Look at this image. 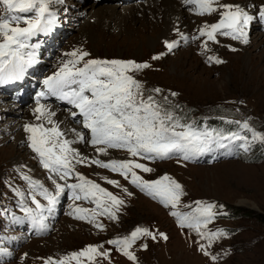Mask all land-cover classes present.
Instances as JSON below:
<instances>
[{"label":"rangeland","instance_id":"1","mask_svg":"<svg viewBox=\"0 0 264 264\" xmlns=\"http://www.w3.org/2000/svg\"><path fill=\"white\" fill-rule=\"evenodd\" d=\"M153 2L143 1L140 4H144V7L159 6L161 0ZM221 2L236 4L232 0ZM89 4H93L95 9L110 5L99 0H62L53 6L54 9L57 7L61 18L69 26L60 49L87 51L90 55L86 60L146 62L151 65L150 68L129 73L143 85L145 98L153 95L163 102V98L167 97L171 102L169 107L182 105L180 109L189 111L192 118L204 116L213 119L212 112L215 110L229 113L238 125L237 133L247 136L250 142L252 133L242 128L244 122L256 132L264 133V27L256 19L258 12L251 13L254 27L250 28L251 34H248L257 37H251L246 45L219 34L218 42L201 37L200 27L218 22V13L195 16L181 0H174V4L177 9L184 7L188 10L186 21L180 26L179 23H169V38L158 37L155 26L159 28L162 25L161 16L145 20L137 15V22L118 23L121 29L117 25V28L110 25L102 28L93 18L94 22H89ZM90 28L93 30L92 40L86 35ZM165 41H176V47L169 51ZM153 56H160V59L153 60ZM211 56L218 57L223 63L209 60ZM156 88L162 91L154 93L152 90ZM171 93L176 95L172 96ZM69 121L81 129L72 119ZM3 125L4 121L0 120V229L5 230L10 219L7 213L12 214L16 210L9 186L25 188L19 172L40 181L44 180L45 174L27 149L21 146L17 148L14 138L8 139V130ZM233 146L232 150L216 148L189 160L171 157L149 165L153 171L145 173L147 179L157 180L167 175L182 185L184 195L176 209L171 205L164 206L159 198L152 195L149 198L138 193L126 181L113 175L110 169H101L90 161L86 162L85 166L80 167V172L124 200L117 212L118 218L112 220L107 215L96 216V223L103 225L101 229L87 220L61 215L46 235L37 237H27L25 231L16 234L9 230V236L17 235L18 246L11 249L6 242L1 243L0 249L4 252L9 250L10 256L0 264H44L49 257L54 261L59 260L88 245L102 246V251L109 252L108 257H97L92 264H264V225L260 221V216L264 217V144L251 142L249 150L242 153L238 143ZM90 148L86 151L88 154L99 155L98 158L103 160L119 154L109 150L111 155L102 156ZM118 158L132 157L123 152ZM104 177L119 181V186L107 183ZM124 188L132 194L128 195ZM197 201L214 205L213 211L216 213L206 227H201V232L220 230L226 233L211 244L194 229L181 226L178 218L171 214L179 211L181 214L198 216ZM136 227L149 229L157 234V238L140 237L129 249L136 260H130L116 245L107 241L129 236ZM159 233H163L167 239H163ZM144 244H147V248L142 247ZM201 244L210 255L204 254ZM212 256L217 259L213 260ZM81 259L83 264H90L86 257ZM70 264L76 262L71 261Z\"/></svg>","mask_w":264,"mask_h":264},{"label":"snow or ice","instance_id":"2","mask_svg":"<svg viewBox=\"0 0 264 264\" xmlns=\"http://www.w3.org/2000/svg\"><path fill=\"white\" fill-rule=\"evenodd\" d=\"M62 0H0V85L20 80L27 68L36 63L34 51L25 52L29 48V40L38 33H49L57 23V13L53 6ZM187 5H194L197 14L218 13L219 20L216 23L205 24L199 29L201 37H207V41H217V35L230 36L233 40L248 43L246 31L253 16L243 6L236 3H224L221 0H184ZM32 14V15H21ZM258 15L264 21V6L258 9ZM25 26H21V24ZM197 37H193L196 39ZM207 41L205 47H207ZM167 49L171 51L177 42L165 41ZM235 50V49H233ZM69 59L61 61L58 70L44 79L46 92H40V96H54L69 105H73L77 111H69L70 117L76 118L75 123L81 124L78 131L75 127L61 128V122L53 119L56 112L47 104L37 103L33 109L36 123L23 125L28 133V147L36 154L39 163L49 172L48 179L54 185V192H50L43 184L34 180L27 173H22V178L28 182L31 201L35 208L29 207L24 202L25 193L16 189L20 197L19 206L25 213L24 217L15 216L12 220L21 223L28 219L37 232L43 231L47 225L44 209L51 212L59 198L66 190L71 193L73 206L71 215L76 219L87 220L95 223L97 228L103 225L96 223V216L107 215L116 220L117 212L124 200L113 195L106 188L93 180H89L82 173L76 171V164H84L87 156L81 155L74 143L91 145L95 152L107 154L110 149H123L135 158L144 159H170L175 154H181L184 160L212 152L216 148H225L228 145L224 141H244L239 147L245 151L251 147V142L259 141L264 144V133L256 132L249 127L247 122L242 124L243 129L252 133L251 142L247 136L239 133L224 135L217 130L197 129L192 124H181L172 107H164V103L171 104L167 97L163 102L156 100L153 95L145 98L143 85L130 71L135 72L150 68L151 65L137 63L133 60H101L85 59L90 54L81 49H75L66 54ZM164 55V53H161ZM153 60L160 56H153ZM209 60L215 63H223L218 57L211 56ZM160 93L159 88L152 90ZM175 96L176 93H171ZM82 117V119H80ZM180 129V130H177ZM84 130H88L85 132ZM68 133H73L75 139H67ZM100 168L110 169L120 173L125 179L131 176L130 183L147 192L154 198H159L165 206L171 205L176 209L180 198L184 195L183 187L176 180L165 175L158 180L147 181L138 175L135 169L151 172L153 169L136 159L109 160L104 162L99 158L90 161ZM75 176L76 182L68 183L70 177ZM107 183L119 186V181L108 179ZM59 181H64L60 183ZM128 192L127 188L123 189ZM37 194L47 201L42 204L37 199ZM128 192V195H131ZM90 200L96 208L87 209L75 204V201ZM196 212L181 214L173 211L171 214L178 218L181 226L194 229L202 238H207L209 244L215 239L226 235L223 231L201 232V227L216 215L214 205L197 201ZM163 239H167L163 233H159ZM140 237L157 238V234L147 228L136 227L129 236L107 241L116 245L130 260H136L135 254L129 249ZM147 248V244L142 245ZM205 255L210 253L203 244L200 245ZM102 246L88 245L79 252H72L59 260L49 257L44 264H83L81 258L86 257L92 264L97 257H108V250H101ZM27 255V254H25ZM216 260V256L211 257Z\"/></svg>","mask_w":264,"mask_h":264},{"label":"bare ground","instance_id":"3","mask_svg":"<svg viewBox=\"0 0 264 264\" xmlns=\"http://www.w3.org/2000/svg\"><path fill=\"white\" fill-rule=\"evenodd\" d=\"M148 1H150V0H144V3H147ZM155 1L156 0H154L153 3H155ZM221 1H223V0H221ZM232 1L233 2L235 1V3H238L241 6H243L245 8V10L250 15L252 12H258V9L261 6H264V0H232ZM259 1H262V3ZM141 2H143V1H141ZM141 2H133L131 4L128 3L127 5L122 4V3H120V4L111 3L110 5H107V7H99L98 9H95V6L93 4H89L87 7V10H88L87 16H88V19L91 20L89 22H92L93 20H95V22H97V24L102 28L105 25H110V26L114 27L118 23H121V22H128V21L129 22H137L138 21L137 15H140V17H143L145 20L148 17L155 18L157 16H161L162 25H160V26L158 25L160 29L157 28V26H155V28L157 29L159 38H169L168 37L169 23H172V25L179 23L178 24L179 26L185 24L186 15L188 13V10L184 7H180L177 9L175 4H174V0H161V3L159 6L152 5L149 7H144V4H142V5L140 4ZM136 3H138L140 5H137ZM123 5L127 6V7H123ZM161 7L163 8V10ZM107 9H108V13H106ZM94 15H95V17H94ZM216 17L219 18V15H217ZM91 18H93V20ZM94 18H96V19H94ZM122 25H124V24L122 23ZM249 25L251 27L252 26L254 27V18L252 21H250ZM117 26L119 27V25H117ZM117 26H116V28H117ZM170 26H171V24H170ZM202 26H203V24H202ZM248 27L246 28V31L248 34H251V32H250L251 27L250 28H248ZM174 28H175V26H174ZM92 34H93V30L90 28V32H88L86 34V35H88V38L90 40H92ZM251 37L256 38L257 35L252 34ZM251 37L248 36V43H250ZM75 48H76V46H75ZM29 70H31V67H29ZM47 105L50 106L52 111L56 112V116L53 117V119H56V120L61 122V128L62 129H64L66 127H75L78 131L81 130V129L77 128V126H73L70 124L69 120H71V119L69 118V115H66L65 113H63V111L60 108H58L52 104H47ZM35 107H36V105H31V106H28L26 108L22 105H19L16 102L7 101V99L5 100L4 97L0 96V120L4 121L3 127L8 130V132L6 133L8 139L14 138L13 141H14V144L18 145L17 148L23 147V148L27 149L26 144H25V139H26V137H28L29 134L24 131L23 125L26 123H36L35 114L33 113V109ZM66 138L74 140L75 136L73 133H68ZM72 147L77 148L80 151L81 155H83V156H87L88 158H91L92 156L94 158L96 157L95 155H93L91 153L88 154L86 151L90 147L85 146L82 143H74L72 145ZM90 149H93V148H90ZM107 154L111 155L112 152L108 151ZM104 155L105 154H102V156H104ZM97 157H99V155ZM105 157L107 158L108 155H106ZM113 157H115V156H113Z\"/></svg>","mask_w":264,"mask_h":264},{"label":"trees","instance_id":"4","mask_svg":"<svg viewBox=\"0 0 264 264\" xmlns=\"http://www.w3.org/2000/svg\"><path fill=\"white\" fill-rule=\"evenodd\" d=\"M158 101H160V100H158ZM169 106H171L170 104H168V103H164V107H166V108H168ZM179 106V105H178ZM182 105H180V107H181ZM180 107H174L173 108V110H174V112H175V114H176V116L181 120V121H183V120H189V119H194V120H196V121H203V120H207V118H205L204 116H201V117H198V118H192V115H191V113H189V111H187V110H181L180 109ZM213 114V116H214V118L213 119H209V120H211V122H213V123H215L216 125H218L220 128H222V127H224L225 125L221 122L222 121V119H224V118H231V123H230V125H229V128L230 129H233V128H235L237 125L234 123V118H232V117H230L231 116V114H229V113H223V111H220V110H215V111H213L212 112ZM208 120V121H209ZM260 221H261V223L264 225V217L261 215L260 216Z\"/></svg>","mask_w":264,"mask_h":264}]
</instances>
